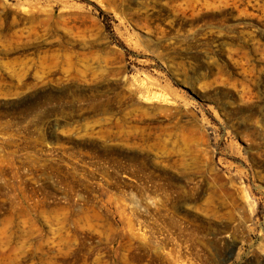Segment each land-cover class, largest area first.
I'll use <instances>...</instances> for the list:
<instances>
[{
    "label": "rangeland",
    "instance_id": "374dc122",
    "mask_svg": "<svg viewBox=\"0 0 264 264\" xmlns=\"http://www.w3.org/2000/svg\"><path fill=\"white\" fill-rule=\"evenodd\" d=\"M0 264H264V0H0Z\"/></svg>",
    "mask_w": 264,
    "mask_h": 264
}]
</instances>
